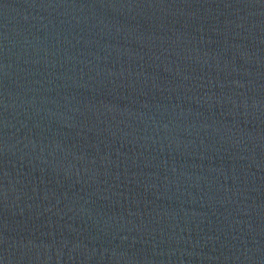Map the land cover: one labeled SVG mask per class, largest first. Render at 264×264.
Here are the masks:
<instances>
[{
    "label": "water",
    "instance_id": "obj_1",
    "mask_svg": "<svg viewBox=\"0 0 264 264\" xmlns=\"http://www.w3.org/2000/svg\"><path fill=\"white\" fill-rule=\"evenodd\" d=\"M0 264H264V0H0Z\"/></svg>",
    "mask_w": 264,
    "mask_h": 264
}]
</instances>
